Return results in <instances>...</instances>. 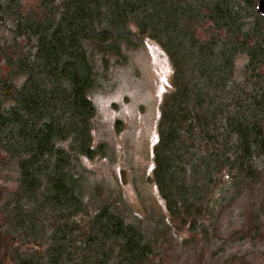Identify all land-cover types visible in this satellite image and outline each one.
I'll use <instances>...</instances> for the list:
<instances>
[{
	"label": "trees",
	"instance_id": "obj_1",
	"mask_svg": "<svg viewBox=\"0 0 264 264\" xmlns=\"http://www.w3.org/2000/svg\"><path fill=\"white\" fill-rule=\"evenodd\" d=\"M258 2L0 0V264L173 263L170 230L144 228L85 180L83 161L106 152L92 134L98 68L143 40L172 68L150 177L174 231L221 256L220 215L257 185L254 227L233 237H264Z\"/></svg>",
	"mask_w": 264,
	"mask_h": 264
},
{
	"label": "rangeland",
	"instance_id": "obj_2",
	"mask_svg": "<svg viewBox=\"0 0 264 264\" xmlns=\"http://www.w3.org/2000/svg\"><path fill=\"white\" fill-rule=\"evenodd\" d=\"M124 53L123 61L110 57L106 71L98 68L99 85L90 94L96 109L93 138L96 144L105 145L106 152L103 157L83 161L90 171L85 174L86 182L99 187L103 197L116 200L129 217L142 220L144 228L156 226L170 230L172 264H225L229 261L228 253L238 254L252 264H263V233L253 240L247 237L244 242H236L233 237L235 232L248 233L254 227L251 219L259 196L257 185L253 191L239 194L220 215L215 234L221 240L212 243L219 247L223 244L225 253L221 252V256H209L213 247L206 242H183L188 237L185 230L174 231L150 177L152 149L157 138L156 120L162 97L171 89L172 68L153 41L143 40Z\"/></svg>",
	"mask_w": 264,
	"mask_h": 264
},
{
	"label": "water",
	"instance_id": "obj_3",
	"mask_svg": "<svg viewBox=\"0 0 264 264\" xmlns=\"http://www.w3.org/2000/svg\"><path fill=\"white\" fill-rule=\"evenodd\" d=\"M258 10L264 15V0H259ZM263 49H264V41H263Z\"/></svg>",
	"mask_w": 264,
	"mask_h": 264
}]
</instances>
